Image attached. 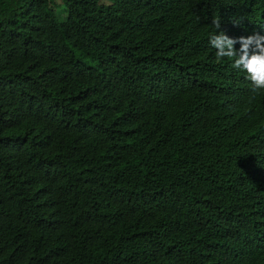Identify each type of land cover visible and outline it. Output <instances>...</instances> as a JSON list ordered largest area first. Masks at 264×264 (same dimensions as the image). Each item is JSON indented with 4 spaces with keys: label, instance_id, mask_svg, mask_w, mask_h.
Listing matches in <instances>:
<instances>
[{
    "label": "trees",
    "instance_id": "1",
    "mask_svg": "<svg viewBox=\"0 0 264 264\" xmlns=\"http://www.w3.org/2000/svg\"><path fill=\"white\" fill-rule=\"evenodd\" d=\"M61 5L0 0V264H264V91L209 42L264 0Z\"/></svg>",
    "mask_w": 264,
    "mask_h": 264
},
{
    "label": "clouds",
    "instance_id": "2",
    "mask_svg": "<svg viewBox=\"0 0 264 264\" xmlns=\"http://www.w3.org/2000/svg\"><path fill=\"white\" fill-rule=\"evenodd\" d=\"M212 23L218 31L210 35L209 42L217 50V62L234 58L232 68L245 73L251 90L264 91V36L257 32L248 37L231 38L222 30L219 18H213ZM237 43L241 44L239 50L235 48Z\"/></svg>",
    "mask_w": 264,
    "mask_h": 264
},
{
    "label": "rangeland",
    "instance_id": "3",
    "mask_svg": "<svg viewBox=\"0 0 264 264\" xmlns=\"http://www.w3.org/2000/svg\"><path fill=\"white\" fill-rule=\"evenodd\" d=\"M57 4H59V8L57 9L58 15L60 16L61 19H66L67 18V10L66 8L61 5L62 0H55Z\"/></svg>",
    "mask_w": 264,
    "mask_h": 264
}]
</instances>
